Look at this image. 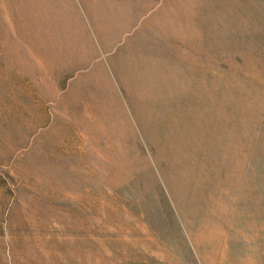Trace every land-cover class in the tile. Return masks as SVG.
Here are the masks:
<instances>
[{
	"label": "rangeland",
	"instance_id": "rangeland-1",
	"mask_svg": "<svg viewBox=\"0 0 264 264\" xmlns=\"http://www.w3.org/2000/svg\"><path fill=\"white\" fill-rule=\"evenodd\" d=\"M104 3L0 0V264H264V0Z\"/></svg>",
	"mask_w": 264,
	"mask_h": 264
},
{
	"label": "crops",
	"instance_id": "crops-1",
	"mask_svg": "<svg viewBox=\"0 0 264 264\" xmlns=\"http://www.w3.org/2000/svg\"><path fill=\"white\" fill-rule=\"evenodd\" d=\"M104 17L110 19L106 22V27H110L113 29L110 33L114 34H125L127 33L126 28H133L137 25V21L141 19V16L144 12L150 11L155 7L158 0H104ZM116 1H120V4ZM111 9L112 13H109V16L105 12H109ZM160 9L166 10L167 6H163ZM120 12L119 19H115L117 12ZM123 22L118 21L122 20ZM111 24V26H110ZM154 24H147L143 27H153ZM112 36V35H111Z\"/></svg>",
	"mask_w": 264,
	"mask_h": 264
}]
</instances>
